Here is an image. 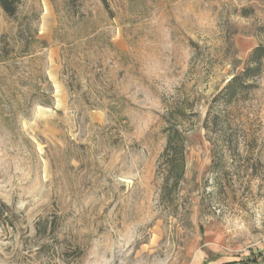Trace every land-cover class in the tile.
Segmentation results:
<instances>
[{
    "label": "rangeland",
    "instance_id": "1",
    "mask_svg": "<svg viewBox=\"0 0 264 264\" xmlns=\"http://www.w3.org/2000/svg\"><path fill=\"white\" fill-rule=\"evenodd\" d=\"M259 44L264 0L0 7V264H264V68L204 127Z\"/></svg>",
    "mask_w": 264,
    "mask_h": 264
},
{
    "label": "trees",
    "instance_id": "2",
    "mask_svg": "<svg viewBox=\"0 0 264 264\" xmlns=\"http://www.w3.org/2000/svg\"><path fill=\"white\" fill-rule=\"evenodd\" d=\"M106 1V0H103ZM22 0H0V7L10 17H16L19 13ZM1 57V48H0ZM264 68V44L257 45L250 53L243 69L234 74L227 84L221 88L212 98L207 115L204 121V127L211 134L210 140L213 147L220 150V155L215 151L213 156V166L222 162L225 154L222 149L233 150L238 146L239 138L233 129L232 119L229 108L240 98H244L255 88L257 79ZM223 106L222 109L219 107ZM167 159L172 157L169 153ZM179 157V156H178ZM178 159V158H177ZM219 171V172H218ZM215 175L216 185L221 189L223 182L222 172L218 170ZM9 211L8 206L0 201V217ZM39 233H46V228L38 224Z\"/></svg>",
    "mask_w": 264,
    "mask_h": 264
}]
</instances>
